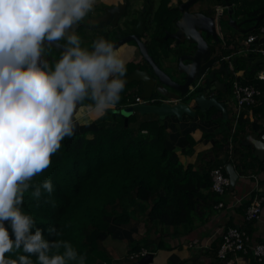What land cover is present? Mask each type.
Masks as SVG:
<instances>
[{
    "label": "clouds",
    "instance_id": "clouds-1",
    "mask_svg": "<svg viewBox=\"0 0 264 264\" xmlns=\"http://www.w3.org/2000/svg\"><path fill=\"white\" fill-rule=\"evenodd\" d=\"M95 4L0 0V264H85L70 242L46 240L22 205L29 189L37 199L53 192L51 180L33 179L74 135L78 106L103 115L120 101L124 54L103 36L84 47L76 31ZM62 40L50 64L46 48Z\"/></svg>",
    "mask_w": 264,
    "mask_h": 264
},
{
    "label": "crops",
    "instance_id": "crops-1",
    "mask_svg": "<svg viewBox=\"0 0 264 264\" xmlns=\"http://www.w3.org/2000/svg\"><path fill=\"white\" fill-rule=\"evenodd\" d=\"M121 3H124L125 10L115 18L110 11ZM146 4L145 0H96L94 10L76 28L83 41L82 46L91 48L92 41L100 36L114 43L118 33L121 36L135 33L137 20L141 14V23L145 32L140 34V39L148 42L150 36L155 33L158 38L154 40L156 44L152 42V46L155 47L152 48L156 53V63L173 80L183 82V74L176 70L180 48L175 47L173 52L167 53L165 47L168 45L171 49L173 42L168 41L166 44L163 42L165 39L161 37L163 32L165 35L170 30H165L158 24L155 7L154 10H149L147 7L144 11ZM57 43L64 45L66 42L62 40ZM161 46L165 49L161 50ZM116 49L126 58L125 76L136 67L150 71L134 43H126ZM61 55L62 50L59 48L54 46L50 49L46 48L45 58L49 59L50 64H54ZM163 67L173 70L177 75L174 77L173 73H169ZM209 67L205 63L201 69H205L204 73H207ZM255 80L260 82L255 81L261 90V95L257 103L249 110L241 111L237 119L234 101L228 91L211 92L213 97L223 103L225 112L214 106L206 107L204 110L198 107L193 99L194 96L197 92H205L211 86L201 85L202 82L185 94L176 93L178 98L163 96L155 90L151 97L143 98L154 99V104H160L165 99L170 104L182 102L193 111V115L183 113L181 117L168 115L163 119L152 113L140 114L141 119L151 120L155 116L162 121L165 140L171 149L176 150L183 165L192 164L195 171L201 172L209 166V163L214 161L217 163L226 154L227 162L234 167L238 179L235 185L228 186L223 194L214 192L211 187L201 188L202 196L193 211L191 221L187 224L162 226L147 221L142 213L131 210L133 216L120 223L115 222L114 230L102 241L100 248L104 250L103 258L95 256L91 260L89 256L85 264H132L135 260H129L128 255L141 249L153 253L152 261L148 264H264V261L257 262L250 254L234 253L228 255L225 260L218 259L216 255L222 235L228 227L237 226L247 229L253 243L262 239L264 231V161H260L254 155L255 147L251 141L254 140V134H257L259 139V134L264 132V81L256 78ZM165 88L171 93L174 92L167 86ZM141 92V83L126 84L114 112L117 113V110L123 108L129 99L135 96L141 97ZM85 105H87L86 101ZM112 110L109 109L103 115H98L85 106H78L74 135L84 133L85 138H92L96 127L104 122H110L109 112ZM255 197L262 198L260 216L258 219L249 220L246 218L245 206ZM135 245H138L139 249L130 251Z\"/></svg>",
    "mask_w": 264,
    "mask_h": 264
},
{
    "label": "trees",
    "instance_id": "trees-1",
    "mask_svg": "<svg viewBox=\"0 0 264 264\" xmlns=\"http://www.w3.org/2000/svg\"><path fill=\"white\" fill-rule=\"evenodd\" d=\"M170 1L160 0L156 9L157 22L166 30L174 17L170 19ZM263 12L264 0H234L235 18L248 19L253 25V19ZM263 23L264 17L255 26L256 31ZM234 37L226 38V45ZM152 38L156 43L158 37L154 34ZM216 51L230 52L221 47ZM214 62L215 58L206 61L208 66ZM234 63L236 70L243 72L239 78L242 83H260L253 78L250 58L237 57ZM226 91L230 93L229 84ZM109 116L110 122L96 127L90 139L84 133L65 137L51 165L33 179L36 184L51 180L53 192L42 189L37 199L29 189L22 205L23 211L34 218L35 227L43 230L46 240L68 241L86 260L114 230L115 222L133 216L131 210L162 226L189 223L202 196L200 189L211 187L210 170L218 166L214 161L199 172L192 164L183 165L165 140L162 121L155 116L145 120L135 112L127 124L114 109ZM221 170L227 176L224 168ZM138 249L135 245L130 251Z\"/></svg>",
    "mask_w": 264,
    "mask_h": 264
},
{
    "label": "water",
    "instance_id": "water-1",
    "mask_svg": "<svg viewBox=\"0 0 264 264\" xmlns=\"http://www.w3.org/2000/svg\"><path fill=\"white\" fill-rule=\"evenodd\" d=\"M198 0H185L181 1L178 4V11L181 14V17L174 22L175 31L171 33H166L164 39L167 37L171 39H176L179 42L187 41L189 44L194 45V53L191 56L180 55L177 60L176 70L180 74H183V82H178L173 80L158 64L154 61L153 57L149 54L146 44L140 39L139 34L143 33V27L141 23V14H139L137 24L135 27V33H130L124 36L117 34V40L113 43L117 48L120 45L126 43H134L137 47L138 52L140 53L142 59L148 64L150 71L148 69H139L136 67L132 72L127 74L123 79L125 84L128 83H141L142 98H149L153 95L154 90L163 96H175L179 97L176 93L185 94L189 90L191 84H195L201 75V66L206 63L210 54L211 48L208 45L205 36L216 37V32L213 27V18L205 16L202 13H190L189 7ZM227 9L228 12V25L234 29H239L238 23L233 18V4L234 0H221ZM124 8V3H121L120 7L112 9L114 12L113 15L117 18L122 14ZM109 16V15H108ZM106 17V16H104ZM264 17V12L255 17L254 24L251 27L246 29H240L241 33H246L259 23V21ZM249 21L244 20L241 23ZM205 34V35H204ZM52 46L59 48L63 51V45L55 43ZM47 61L48 58H45ZM188 60L187 63L184 61ZM225 68L224 64L221 63L220 69H213L209 72L208 78L211 80V86L206 89L205 92H197V95L194 96V101L201 110H204L206 107L214 106L216 109H221L222 112H225V108L221 101H218L217 98L211 95V92L214 90L217 91H226L227 87L224 81H220L216 74L221 73V70ZM227 70V68H225ZM165 86L174 90L172 93L167 91ZM169 93L170 95H168ZM173 103V100H172ZM124 116V123L127 124V119L130 115L135 112L139 114H156L160 119H163L168 115H176L181 117L183 113L193 115V111L185 103L179 102L170 104L169 102H161L160 104L154 103H140L134 104L129 107H123L116 111ZM254 140L252 144L255 147L254 155L260 161H264V142L257 138V134L253 135ZM227 155L225 154L222 159L217 161V165L224 168L227 177L229 179V186L233 187L238 179V175L235 172L234 167L227 162ZM153 253L149 252L142 256L139 260L133 262L132 264H148L152 261Z\"/></svg>",
    "mask_w": 264,
    "mask_h": 264
},
{
    "label": "built area",
    "instance_id": "built-area-1",
    "mask_svg": "<svg viewBox=\"0 0 264 264\" xmlns=\"http://www.w3.org/2000/svg\"><path fill=\"white\" fill-rule=\"evenodd\" d=\"M224 4L218 3L214 7L215 25L218 34L221 36L219 30V19L222 15L223 8H226ZM251 27V26H250ZM254 29L235 36L232 42L226 45L225 39H221L220 47L224 50H230L229 53L218 52L216 53V64L221 63L230 71L228 77V84L230 85V92L235 99V116L236 119L240 116L241 111L244 109H250L257 103V99L261 95V90L258 86L252 83H242L240 75L243 73L237 71L235 68L234 59L240 57L250 58V64L254 67L253 78L264 81V23L261 24L257 31ZM219 47V48H220ZM217 48V50L219 49ZM204 73L201 72L199 79L195 84L189 86V90H193L204 79ZM193 85V86H192ZM165 102L168 100H164ZM154 99H143L140 96H135L133 99H129L124 107H129L134 104L153 103ZM163 102V101H162ZM259 139L264 142V132L259 134ZM222 167L217 166L210 170L211 188L218 194H223L229 186V179L221 170ZM262 198H254L249 202L246 209V218L249 220L258 219L261 212ZM221 205V203L219 204ZM148 251L141 249L136 253L128 255L129 260H135L141 258ZM234 253H241L243 255H252L257 262L264 261V231L262 239L259 242L253 243L250 233L243 227H228L223 235L221 243L217 249V258L225 260L228 255Z\"/></svg>",
    "mask_w": 264,
    "mask_h": 264
},
{
    "label": "flooded vegetation",
    "instance_id": "flooded-vegetation-1",
    "mask_svg": "<svg viewBox=\"0 0 264 264\" xmlns=\"http://www.w3.org/2000/svg\"><path fill=\"white\" fill-rule=\"evenodd\" d=\"M181 1H185V0H174V3L173 4H171L170 2H172V1H170L169 2V4H168V7H170L171 9H172V12L170 13L171 15H170V19L173 17V15H174V17L172 18V25H170L169 26V28L167 29V30H170L171 32H173L174 30H175V28H174V26H173V24H174V22L176 21V20H178L180 17H181V14L179 13V11H178V4H179V2H181ZM223 3V2H222ZM194 4V3H193ZM193 4L189 7V12L190 13H196V12H198V13H202V14H204L205 16H208V17H212L213 18V27H214V29L216 28V25H215V22H214V20H215V17H214V7H215V5L213 6V7H208L207 8V10L206 11H203V9L202 10H192L193 9ZM120 7V5L118 6V8ZM147 7L148 6H145L144 5V11L147 9ZM113 8H116V7H113ZM125 8V7H124ZM123 8V10H122V12H124V9ZM148 8H150V7H148ZM150 9H152V10H154V7H151ZM149 9V10H150ZM175 10V11H174ZM178 11V12H177ZM226 11H227V9L225 8L223 11H222V15H221V17H220V19H219V27H220V31H222V28H221V25H222V22H221V20H222V17H223V15L224 14H226ZM111 12H113L112 11V9H111V11H110V13ZM114 13V12H113ZM179 13V14H178ZM233 15V14H232ZM178 16V17H177ZM235 20H236V23H238V25H239V29H235V33H231V32H228V33H224V32H221V36L218 34V32H217V30L215 29V32H216V37H213V40H212V42H209L208 40H207V38H205L206 39V41H207V43H208V45L210 46V48H211V54H210V56H209V58H208V60H210V59H212L213 57H214V55H215V52H217L216 50H217V48H219L220 47V43H221V39L222 38H224L225 40H226V38H229L230 39V37H234V36H238V35H241L242 33L239 31L240 29H242V24L243 23H241L242 21H244V20H240L239 18H235V17H233ZM166 30V29H165ZM170 31H168L169 33H171ZM143 32H145V28H144V31ZM167 32V33H168ZM155 34V33H154ZM154 34H152V36H150V40L148 41V42H145V44H146V46H147V50H148V52H149V54L153 57V59H154V61L156 62V53L154 52V49L152 48L153 46V44H152V42H153V38L152 37H154ZM236 34V35H235ZM166 35V34H165ZM164 32H163V35H162V39L164 38ZM139 36H140V34H139ZM222 37V38H221ZM162 39H160V40H162ZM169 39V40H168ZM220 41L218 44H217V47L215 46V44L217 43V41ZM168 41H171V43L173 42V47L171 48V49H169L168 48V45L165 47L166 48V50L168 51L167 53H169V52H173V50H175L176 48L175 47H179L180 48V53H179V56L180 55H185V56H191L193 53H194V45H191V44H189L187 41H184V42H179V41H177L176 39H171V38H166L165 40H163V42H165L166 44H167V42ZM164 48V46H161L160 47V49L161 50H164L165 49ZM188 62V60H185L184 62L185 63H187ZM214 65V66H213ZM221 65V64H220ZM220 65H215L214 63L211 65V67H212V70L213 69H220ZM225 67V66H224ZM226 68V67H225ZM225 68H223L222 70H221V73H218V74H221V77H222V81H224L225 82V84H226V87H227V85H228V77L230 76V71L229 70H226ZM205 75H204V79H203V81H202V84L201 85H205V84H209V85H211V80H209V78H208V75H207V73H204ZM209 74V73H208ZM216 77H217V74H216ZM218 78V77H217ZM219 79V78H218ZM220 80V79H219Z\"/></svg>",
    "mask_w": 264,
    "mask_h": 264
},
{
    "label": "rangeland",
    "instance_id": "rangeland-1",
    "mask_svg": "<svg viewBox=\"0 0 264 264\" xmlns=\"http://www.w3.org/2000/svg\"><path fill=\"white\" fill-rule=\"evenodd\" d=\"M146 1V3L148 4V7H155L156 9L158 8V3H159V1L160 0H145ZM171 4H173L174 3V0H172V2H170ZM218 3H221L222 4V1L221 0H198V1H196V2H194V4H193V9L192 10H202L203 9V11H206L207 10V8L208 7H213L215 4H218ZM221 6H224V5H221ZM225 8H223V10H224ZM178 12V11H177ZM156 13H159L158 11L156 12ZM179 14V13H178ZM252 21H247V22H244L243 24H242V28L243 29H246V28H248V27H250L251 25H252V23H251ZM170 25H172V22H171V24ZM221 28H222V31L221 32H224L225 34L226 33H228V32H231V33H235L236 31H235V29L234 28H232L231 26H229L228 25V12L226 11V14H224L223 15V17H222V25H221ZM205 35V34H204ZM236 35V34H235ZM205 38H207V40L209 41V42H212V40H213V38L211 37V36H205ZM156 44V43H155ZM155 46H157V45H155ZM215 46L217 47V43L215 44ZM157 48H158V46H157ZM216 53L217 52H215V55H214V57L213 58H215V60H216V58H217V56H216ZM173 60H175V59H173ZM176 62V61H175ZM187 62V61H186ZM215 65H217L216 64V62L214 63ZM214 66V65H213ZM212 66V67H213ZM212 67L210 66L209 67V69H208V72H207V75H208V73L212 70ZM166 71H168L169 73H173V75H174V77L177 75V73H174L173 72V70L172 71H170V70H168V68L167 67H163ZM184 76V75H183ZM182 76V77H183ZM217 77H219L220 79H222V77H221V74H217ZM124 89V88H123ZM230 94V97H231V99H232V101H234L233 103H234V105H235V99H234V97L232 96V94L231 93H229ZM146 116H150V115H146ZM151 116H154V115H151ZM96 256V258L97 257H99V258H103V256H104V250L102 249V248H98V249H96V250H94L92 253H91V260L94 258ZM86 262V261H85Z\"/></svg>",
    "mask_w": 264,
    "mask_h": 264
}]
</instances>
